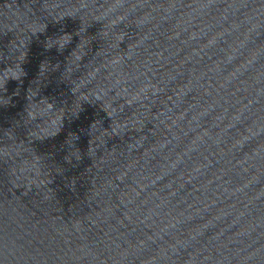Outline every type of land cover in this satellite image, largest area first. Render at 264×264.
Here are the masks:
<instances>
[{
  "label": "water",
  "instance_id": "1",
  "mask_svg": "<svg viewBox=\"0 0 264 264\" xmlns=\"http://www.w3.org/2000/svg\"><path fill=\"white\" fill-rule=\"evenodd\" d=\"M0 264H264V0H0Z\"/></svg>",
  "mask_w": 264,
  "mask_h": 264
}]
</instances>
